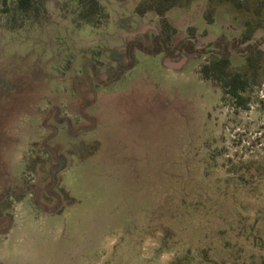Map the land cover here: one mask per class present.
I'll list each match as a JSON object with an SVG mask.
<instances>
[{"label": "rangeland", "instance_id": "rangeland-1", "mask_svg": "<svg viewBox=\"0 0 264 264\" xmlns=\"http://www.w3.org/2000/svg\"><path fill=\"white\" fill-rule=\"evenodd\" d=\"M151 1L99 0V27L0 4V264H264V0H178L168 50L127 54ZM213 45L245 107L201 76Z\"/></svg>", "mask_w": 264, "mask_h": 264}, {"label": "trees", "instance_id": "trees-1", "mask_svg": "<svg viewBox=\"0 0 264 264\" xmlns=\"http://www.w3.org/2000/svg\"><path fill=\"white\" fill-rule=\"evenodd\" d=\"M178 0H152L145 6V8H139L140 12H143L145 9H151L154 14L158 17L162 30L158 33L154 34V45L152 48H145L139 42H130L128 43L123 50L127 54H131L134 48H138L145 52H160L162 51L161 45L159 44V39L163 41L165 46V50L167 51V38L163 36L166 32L168 34V29L170 28L168 22L167 12L170 8L177 4ZM76 5L78 7L77 17L80 21H84L86 23H90L95 27H99L103 22L107 21V13L105 12V8L99 2V0H75ZM1 7L4 12L10 15V19L16 21L17 19H25L29 13H31L34 9L37 10V4H42V0H0ZM241 43L247 42L249 40L248 35H243L241 38ZM192 44V41L189 40ZM233 47H238L240 44L237 42H232ZM192 50H200L201 48H193ZM210 50H217L218 56L213 57L210 60L204 62L199 71L201 76L205 79L212 81L213 83H217L220 87V91L222 93V99L225 96H228L236 105L245 107L246 99L242 96V92L245 90L247 86L248 80L243 77L244 74L240 73H230L228 71L229 66V57H228V47H222L219 49L215 45L209 46ZM205 51V48L201 49ZM249 65L253 68V71H256L257 64L252 58L251 55L247 56ZM133 64V59L127 63V67H131Z\"/></svg>", "mask_w": 264, "mask_h": 264}]
</instances>
